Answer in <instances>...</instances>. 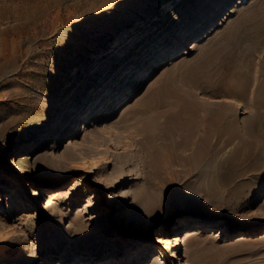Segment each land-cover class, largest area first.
Returning a JSON list of instances; mask_svg holds the SVG:
<instances>
[{"label":"rangeland","instance_id":"obj_1","mask_svg":"<svg viewBox=\"0 0 264 264\" xmlns=\"http://www.w3.org/2000/svg\"><path fill=\"white\" fill-rule=\"evenodd\" d=\"M262 82L264 0H0V264H264ZM169 89L193 133L164 118ZM217 118L229 134L191 163Z\"/></svg>","mask_w":264,"mask_h":264},{"label":"bare ground","instance_id":"obj_2","mask_svg":"<svg viewBox=\"0 0 264 264\" xmlns=\"http://www.w3.org/2000/svg\"><path fill=\"white\" fill-rule=\"evenodd\" d=\"M219 13V11H218ZM220 14H216L215 16L211 17L207 22L203 23L201 26L199 27H195V28H191L187 31H184V34L181 36V42H179L178 44H176V46L174 47L175 49H182L186 44H188L189 42H192L193 39L195 38H199L202 37L209 29H211L216 23L219 22L221 16H219ZM222 15V14H221ZM224 17V16H223ZM216 26V25H215ZM122 41H124V38L122 39ZM194 43V42H193ZM168 48V47H167ZM153 53L154 57L163 59V54L166 52V50H164L162 47H157L155 49H153L151 51ZM105 53V52H104ZM166 54V53H165ZM143 61H140L139 64H141ZM141 66V65H140ZM240 76V75H239ZM240 79H238V76H234L231 78L230 80V84L231 85H238V81ZM242 80V79H241ZM240 85H242L243 87H246L245 83H241ZM170 88V87H169ZM164 89V88H163ZM164 91L166 90H162L159 94H156V98H160L164 99V95L168 94L170 95V99L168 101V112L164 115V118L166 119V121L170 124H172V126L179 130V131H189L190 133H193L198 127H199V121L196 119L197 116V112L199 111V106L195 104V102H193L191 99L187 98H181L179 96V94L172 90L169 89L168 92H166V94L164 93ZM98 95L94 94L91 97L93 99H96ZM174 100H173V99ZM98 99V98H97ZM258 103L260 106H264V82H262L259 86V90H258ZM260 118V117H259ZM260 121V119H259ZM75 120H72L71 122L68 121H62L60 125H57L56 128H61V126L63 127L64 125L71 123V125H75ZM260 125V124H259ZM229 126L227 125L226 122H224V120L217 118L216 120H212L206 127L205 129V133L204 136L202 137L201 141L199 142V145L197 147V149L195 150V153L193 154L192 158H190L191 163L193 164H199L202 163L206 153L209 152L212 148L211 145V138L213 136H217V137H224V135H227L226 133L229 131ZM260 128V127H259ZM57 130V129H56ZM158 131H160V128H157ZM157 130H153L155 132H151V134L153 136H155L157 132ZM70 131V130H68ZM66 131V132H68ZM183 131V132H184ZM57 132V131H56ZM186 133V132H185ZM187 134V133H186ZM189 134V133H188ZM229 134V132H228ZM195 135V134H194ZM188 136V135H187ZM187 136H184L183 139H181L183 141V146L188 147V145L191 144V139L192 138H188ZM158 141L163 142V145L159 146L156 143H158ZM151 140L150 141V147H149V158L154 159V160H161L162 156L168 155L170 150H172V152H174V148L170 147H166V143L169 142V140ZM259 141V140H258ZM153 142V143H152ZM254 142V141H253ZM247 143V142H246ZM252 144V143H251ZM253 145V144H252ZM248 146H250V144H248ZM254 146V145H253ZM256 147V146H255ZM251 149V148H250ZM257 149V148H256ZM256 149H251V151H255ZM255 158V157H254ZM258 158V157H257ZM172 159V158H171ZM238 158L236 157L235 159H232L231 162L235 165L238 164ZM240 165V164H239ZM58 183L60 181H57ZM53 182H49V184H52ZM9 184L2 185L0 183V190L4 189L5 187L7 188ZM48 187V186H47ZM50 187V186H49ZM47 193V197L50 199L48 201V204H51L54 200H57L56 198L59 197L61 195V193H65V192H53V191H46ZM66 194V193H65ZM69 195V194H68ZM64 196V194H63ZM67 196V195H66ZM61 197V196H60ZM64 198V197H62ZM62 200V199H61ZM147 202V201H146ZM149 205V204H148ZM151 211V209L149 210ZM189 219L186 220H182V226H178L179 229H177L176 232H173L172 234H169V236L165 237V238H159L157 240V242L159 244H164V246H166L167 250H172L178 246H181L182 243V238H181V234L182 230L184 229H188L187 227L189 226ZM179 231V232H178ZM187 231V230H186ZM35 242V241H34ZM33 245V244H32ZM31 245V246H32ZM27 246V248H25L21 253V259H27V252L31 253V251L35 248H33V246ZM35 246V245H34ZM36 250V249H35ZM162 250V249H161ZM159 250L158 255L155 256V260L152 262H162L163 258H164V251ZM34 251V250H33ZM35 252V251H34ZM33 253V252H32ZM35 254V253H34ZM159 264V263H158ZM162 264V263H161Z\"/></svg>","mask_w":264,"mask_h":264}]
</instances>
